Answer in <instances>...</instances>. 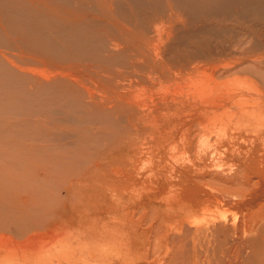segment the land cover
<instances>
[{
  "label": "bare ground",
  "instance_id": "6f19581e",
  "mask_svg": "<svg viewBox=\"0 0 264 264\" xmlns=\"http://www.w3.org/2000/svg\"><path fill=\"white\" fill-rule=\"evenodd\" d=\"M262 25L264 0H0V233L13 237L0 235V264H49L51 244L83 251L42 238L58 219L33 185L59 162L65 121L135 136L149 164L135 205L158 207L119 221L147 226L146 264H264V57L232 46L250 37L260 52ZM23 45L33 58L10 63Z\"/></svg>",
  "mask_w": 264,
  "mask_h": 264
},
{
  "label": "rangeland",
  "instance_id": "374dc122",
  "mask_svg": "<svg viewBox=\"0 0 264 264\" xmlns=\"http://www.w3.org/2000/svg\"><path fill=\"white\" fill-rule=\"evenodd\" d=\"M181 23H185L183 18ZM233 23H235V20ZM262 26L260 29L264 33V25ZM232 41L235 42L232 45L235 51L240 52L248 49L249 51L253 50L252 53L255 52L252 46V44L254 45V40L250 37L245 39L242 36H238V38L234 37ZM0 52L4 51L0 50ZM11 53H13L12 56L7 55L10 63L25 62V60L33 58V54L25 45L16 48ZM252 53L248 54L247 57L254 59L258 54L264 57V45L260 52ZM246 65L249 66L247 71L253 75L256 70L253 66L255 64L247 62ZM35 69L36 67L23 65L21 73L32 72L38 76ZM133 87L131 85L128 89L132 90ZM65 122L56 123V129L60 132L55 142L60 146V151L57 154L59 162H45L44 171H38V177L35 178L33 185L42 190L43 200L48 201L50 206L56 208V212L53 215L57 216L58 219V224L56 223V228L51 235L47 234L42 236V238L51 236L50 240L52 241L56 236L73 237L77 240V243H81L83 251L65 247L66 243L63 245L55 244V247L54 244H51V250L48 252L49 254H46L49 258L48 262H52L55 255L56 257L54 258L55 260L53 259L52 264H68L74 259V256L75 258L77 256V261L82 264H146L149 258L152 259L156 256V253L151 248L147 249L146 245L142 243L144 238H140L147 226L143 222V224L139 225L140 229L133 230L126 227L123 228L120 225V221L124 219V210L131 209L132 205V210L144 208L148 212L158 207V204L150 205L149 203L135 205V203L139 202L138 197L141 198V195L147 192L145 190L148 185H146L144 180L149 167L147 158L140 155L135 149L137 145L135 136H126L122 140L112 141L107 134L104 135V132L109 133L108 128L106 131L104 127H100L87 131L89 134H77L76 127L65 124ZM61 161L64 162L62 163ZM144 165H147V167H144ZM109 175L111 178H109ZM108 180L113 182L109 181L108 183ZM133 190L136 193L132 192ZM138 191L142 193L140 194ZM128 199L132 201H127ZM43 233L45 232L43 231ZM4 235L6 238L8 236L9 239H13L9 233ZM130 235H133V241L128 240ZM148 236L150 241L153 242L154 235ZM29 253L27 252V255ZM50 255L52 256L51 259ZM61 260L64 261L62 262Z\"/></svg>",
  "mask_w": 264,
  "mask_h": 264
}]
</instances>
